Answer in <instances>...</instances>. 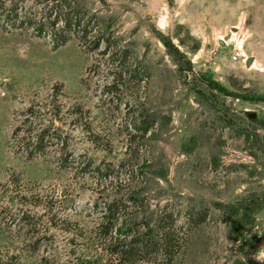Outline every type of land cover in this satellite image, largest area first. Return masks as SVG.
Wrapping results in <instances>:
<instances>
[{"label": "rangeland", "instance_id": "1", "mask_svg": "<svg viewBox=\"0 0 264 264\" xmlns=\"http://www.w3.org/2000/svg\"><path fill=\"white\" fill-rule=\"evenodd\" d=\"M54 94L67 167L12 140ZM135 233L142 264H264V0H0V259Z\"/></svg>", "mask_w": 264, "mask_h": 264}, {"label": "trees", "instance_id": "2", "mask_svg": "<svg viewBox=\"0 0 264 264\" xmlns=\"http://www.w3.org/2000/svg\"><path fill=\"white\" fill-rule=\"evenodd\" d=\"M67 9V7H64ZM72 9H68L66 12H71ZM76 13L70 15L66 13L62 16V20H65L67 30L78 28L83 31L85 27L82 17L78 23H74V17ZM65 41L62 42L64 44ZM78 108V107H77ZM62 111V104L57 94L51 96L50 100L46 102H37L31 105L26 110L22 111L18 115L17 124L12 133V140L16 153H22L27 159L34 160L40 157L49 155L50 145H61V150L56 153L58 162L64 167L70 165V158L73 154L66 150V141L64 139V131L55 127L57 119L60 117ZM66 138V136H65ZM80 170H86L89 166L86 161L78 163ZM19 223H23L24 219H29L25 213L22 216L18 215ZM108 228V222L105 225ZM123 237V236H122ZM110 246L105 244L101 250H104L96 258L89 257L84 259V264H142L139 262L140 258H146L152 256L158 252L155 244H153L146 234L135 233L130 237L124 235V239L117 237L112 239ZM166 256H169L168 261L173 258L172 252L165 249ZM91 256V255H89ZM0 264H23L19 257L11 256L6 259H0ZM42 264H49L43 262ZM149 264V263H148Z\"/></svg>", "mask_w": 264, "mask_h": 264}, {"label": "water", "instance_id": "3", "mask_svg": "<svg viewBox=\"0 0 264 264\" xmlns=\"http://www.w3.org/2000/svg\"><path fill=\"white\" fill-rule=\"evenodd\" d=\"M252 118H254V116H251Z\"/></svg>", "mask_w": 264, "mask_h": 264}]
</instances>
